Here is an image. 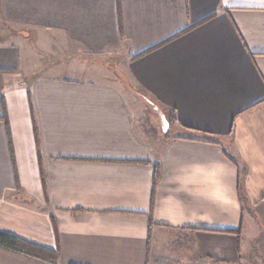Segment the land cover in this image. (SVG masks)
I'll return each mask as SVG.
<instances>
[{
  "label": "crops",
  "instance_id": "crops-1",
  "mask_svg": "<svg viewBox=\"0 0 264 264\" xmlns=\"http://www.w3.org/2000/svg\"><path fill=\"white\" fill-rule=\"evenodd\" d=\"M0 232L56 264H264V0H0Z\"/></svg>",
  "mask_w": 264,
  "mask_h": 264
},
{
  "label": "trees",
  "instance_id": "trees-1",
  "mask_svg": "<svg viewBox=\"0 0 264 264\" xmlns=\"http://www.w3.org/2000/svg\"><path fill=\"white\" fill-rule=\"evenodd\" d=\"M144 53L138 54V55L134 56L132 59H137V58L141 57L142 55H144ZM143 97H145V96H143ZM147 100L149 101V104L157 106L159 108V110L163 113L164 117L167 118L166 121L169 124V129H168L167 133L164 134V138L166 140L170 139V137H171L170 131H171V127H172L173 121H174L173 113L163 110L153 100H151L149 98H147ZM228 159L232 163H234V161L231 159V157H228ZM39 160H40V158H39ZM152 167L154 170L152 180H153V185H155L156 182L160 178V165L158 163H155V164H152ZM243 174H244V170H242L239 173V180H238V195H239L240 202L242 201V197H241V189H240V183L239 182H240L241 176ZM42 184H44L43 176H42ZM149 226L151 227V218L150 217H149ZM224 233L235 234L237 237L240 236V230H237V231L227 230V231H224ZM0 245L7 247L9 249H12L14 251H17V252H20V253L35 257V258L42 259L44 261H49L53 264H56V262H57V251L56 250H50V249L38 246L36 244L29 243L25 240H22L18 237L10 235V234L0 232Z\"/></svg>",
  "mask_w": 264,
  "mask_h": 264
},
{
  "label": "rangeland",
  "instance_id": "rangeland-1",
  "mask_svg": "<svg viewBox=\"0 0 264 264\" xmlns=\"http://www.w3.org/2000/svg\"><path fill=\"white\" fill-rule=\"evenodd\" d=\"M114 64H110L108 65V68L110 73H112L113 77L118 79V80H122L123 82H125L123 88L133 92L134 94L137 92V90L130 85V82L127 79V75L125 73V71L123 70H118L116 69L118 64V61H114ZM92 74V73H90ZM65 77H69V78H74V79H82V80H95L96 77H98L96 74H92L91 76L89 74H83L82 72L79 73H74V72H69L68 74L65 75ZM136 97L139 99V103L137 105V111H138V116L139 119H137V127L139 129V131L147 138L149 139H156V138H161L164 134H163V130L161 128V123L160 120L156 114V112L153 110L152 106L145 102L143 99H145V97H143L141 94H138ZM143 98V99H142ZM142 104V105H141ZM165 120H167V118H165ZM173 127V125H172ZM171 127V131H170V135H172L171 133L173 132V129ZM167 133V132H166Z\"/></svg>",
  "mask_w": 264,
  "mask_h": 264
},
{
  "label": "water",
  "instance_id": "water-1",
  "mask_svg": "<svg viewBox=\"0 0 264 264\" xmlns=\"http://www.w3.org/2000/svg\"><path fill=\"white\" fill-rule=\"evenodd\" d=\"M145 100H146V102L149 103V101L147 99H145ZM151 106H152L153 110L156 112V114L160 120L161 128L163 130V134H165L169 129V124L165 120V117H164L163 113L159 110V108L157 106H154V105H151Z\"/></svg>",
  "mask_w": 264,
  "mask_h": 264
}]
</instances>
